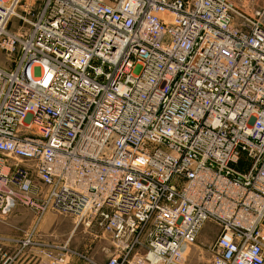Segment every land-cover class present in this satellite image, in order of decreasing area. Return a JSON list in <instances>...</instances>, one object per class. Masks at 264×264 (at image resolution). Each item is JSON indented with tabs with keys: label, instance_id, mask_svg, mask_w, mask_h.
Returning a JSON list of instances; mask_svg holds the SVG:
<instances>
[{
	"label": "built area",
	"instance_id": "obj_1",
	"mask_svg": "<svg viewBox=\"0 0 264 264\" xmlns=\"http://www.w3.org/2000/svg\"><path fill=\"white\" fill-rule=\"evenodd\" d=\"M255 2L246 12L228 0H42L29 21L33 0H0V217L35 214L19 253L35 247L40 264H187L213 222L209 264H264ZM48 211L107 236L104 261L35 240Z\"/></svg>",
	"mask_w": 264,
	"mask_h": 264
},
{
	"label": "rangeland",
	"instance_id": "obj_2",
	"mask_svg": "<svg viewBox=\"0 0 264 264\" xmlns=\"http://www.w3.org/2000/svg\"><path fill=\"white\" fill-rule=\"evenodd\" d=\"M28 1V0H27ZM34 4L30 8V13L27 15V20L34 19L36 12L42 0H33ZM233 6L238 9L250 12L255 7V0H228ZM24 3V0H23ZM23 12V6L19 8V13ZM18 19L13 18L9 24V28L13 31L21 27ZM0 65L8 67L4 57L0 55ZM35 214L24 206H17L10 214L0 217V236L13 241H7L0 245V254L4 264H40L38 258L39 250L35 247L27 248L19 253V246L15 243L16 240H21L27 233H30L34 227ZM213 222L207 223L200 231L197 242L187 250V264H209L211 254L207 250L208 245L215 239L217 228ZM35 240L67 242L71 248L90 255L98 261H104L105 252L101 253V248L110 249V241L107 236L95 229H87L80 224L73 216L62 214L57 211L46 212L38 222L33 232ZM104 249V250H105ZM106 251V250H105ZM18 253V254H17ZM29 256L35 258L28 263ZM37 255V256H36ZM2 261V262H3ZM1 264V263H0ZM68 264H87L79 259H70Z\"/></svg>",
	"mask_w": 264,
	"mask_h": 264
},
{
	"label": "crops",
	"instance_id": "obj_3",
	"mask_svg": "<svg viewBox=\"0 0 264 264\" xmlns=\"http://www.w3.org/2000/svg\"><path fill=\"white\" fill-rule=\"evenodd\" d=\"M37 256V255H36ZM30 257V258H29ZM26 258H29V261H28V263L29 262H31L30 260H32V259H34L35 257L32 255V256H29L28 255V257H26ZM2 261H3V258H2V256H1V254H0V263L2 264Z\"/></svg>",
	"mask_w": 264,
	"mask_h": 264
},
{
	"label": "bare ground",
	"instance_id": "obj_4",
	"mask_svg": "<svg viewBox=\"0 0 264 264\" xmlns=\"http://www.w3.org/2000/svg\"><path fill=\"white\" fill-rule=\"evenodd\" d=\"M207 223H210V222H207ZM205 224H206V223H205ZM205 224H204V225H205ZM204 225H203V226H204ZM214 226L217 228V226H216V225H214ZM202 228H203V227H202ZM201 230H202V229H201ZM17 254H18V253H17Z\"/></svg>",
	"mask_w": 264,
	"mask_h": 264
}]
</instances>
